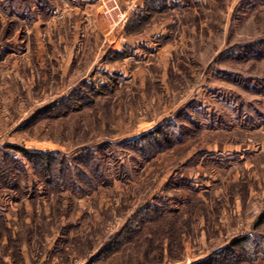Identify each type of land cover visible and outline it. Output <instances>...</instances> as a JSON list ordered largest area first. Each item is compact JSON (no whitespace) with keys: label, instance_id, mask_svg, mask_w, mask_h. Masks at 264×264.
I'll list each match as a JSON object with an SVG mask.
<instances>
[{"label":"rangeland","instance_id":"obj_1","mask_svg":"<svg viewBox=\"0 0 264 264\" xmlns=\"http://www.w3.org/2000/svg\"><path fill=\"white\" fill-rule=\"evenodd\" d=\"M240 238L264 264V0H0V264Z\"/></svg>","mask_w":264,"mask_h":264},{"label":"trees","instance_id":"obj_2","mask_svg":"<svg viewBox=\"0 0 264 264\" xmlns=\"http://www.w3.org/2000/svg\"><path fill=\"white\" fill-rule=\"evenodd\" d=\"M159 132V131H158ZM30 156V154H28ZM33 156V155H32ZM33 157L41 160L44 162V164L47 163V161L50 160V158L46 155H38L37 157L34 155ZM46 161V163H45ZM249 239L248 238H240L235 240L231 245L226 247L224 250H222L219 253H216L215 256L210 257L207 259L206 262H202L200 264H217V263H231L236 261L240 255L237 253V249H246V245H248Z\"/></svg>","mask_w":264,"mask_h":264}]
</instances>
